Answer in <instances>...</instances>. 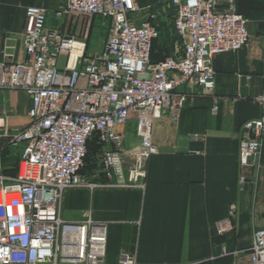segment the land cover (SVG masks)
I'll list each match as a JSON object with an SVG mask.
<instances>
[{
    "label": "built area",
    "instance_id": "2783aa9c",
    "mask_svg": "<svg viewBox=\"0 0 264 264\" xmlns=\"http://www.w3.org/2000/svg\"><path fill=\"white\" fill-rule=\"evenodd\" d=\"M166 8L173 10L179 40L158 61L152 59L157 16L143 20L136 0H65L53 11L108 20L103 49L90 57L86 40L47 27L49 9H25L26 59L0 62V91H21L30 101L23 128L0 113V159L6 145L21 148L19 174L0 177V264H106V227L91 219L65 221V192L144 187L147 161L159 153L155 123L167 112L178 120L189 97L185 90L214 92V58L237 53L250 41L237 0H169ZM259 103L264 110V96ZM131 121L139 143L130 148L121 129ZM94 139L102 148L98 182L82 173ZM238 158L242 169L264 159V114L244 124ZM240 181H247L245 174ZM236 214L233 204L230 219ZM226 224L219 235L233 230ZM239 253L249 255V264H264V228L254 230ZM119 264L138 263L123 253Z\"/></svg>",
    "mask_w": 264,
    "mask_h": 264
},
{
    "label": "crops",
    "instance_id": "0c3cea01",
    "mask_svg": "<svg viewBox=\"0 0 264 264\" xmlns=\"http://www.w3.org/2000/svg\"><path fill=\"white\" fill-rule=\"evenodd\" d=\"M167 1L136 0L144 10L143 20L157 16L160 35L154 50L163 44L167 30H174L173 10L163 9ZM64 3L0 0V62L26 59L27 7H45L54 14ZM237 5L248 20L249 43L237 53L214 58V92L185 90L189 97L178 120L167 112L155 123L153 142L159 153L147 161L144 187L65 192L61 210L65 221L91 219L106 227V264H119L123 253L135 255L138 264H227L223 249L247 248L253 231L264 228V159L254 168L242 169L238 158L244 124L264 114L259 103L264 96V0H237ZM47 27L53 29L48 22ZM8 93L16 110L11 125L23 128L28 124L29 98L21 91ZM121 132L127 147L139 143L135 121ZM242 174L245 183L240 181ZM85 176L91 182L103 178L100 168ZM233 204L237 214L230 219ZM228 221L233 230L219 235L218 228ZM232 257L249 264L247 253Z\"/></svg>",
    "mask_w": 264,
    "mask_h": 264
},
{
    "label": "rangeland",
    "instance_id": "374dc122",
    "mask_svg": "<svg viewBox=\"0 0 264 264\" xmlns=\"http://www.w3.org/2000/svg\"><path fill=\"white\" fill-rule=\"evenodd\" d=\"M54 11V10H53ZM48 25L69 37L76 40H86V56L90 57L103 49L105 39L109 30V22L100 17H90L85 15L71 14L64 17H57L55 14L48 15ZM163 53L168 54L163 45H156L153 52V60L159 59ZM10 94L6 91H0V113L6 112L13 118L16 116V110L11 105ZM11 120V119H10ZM102 148L96 140H93L89 147V152L85 160V167L82 173L88 174L91 171L98 172L100 168ZM21 162V148L6 145L1 151L0 159V177L13 178L19 174ZM234 233V231H232ZM238 251L223 249L227 264H245V259H236L232 257Z\"/></svg>",
    "mask_w": 264,
    "mask_h": 264
},
{
    "label": "trees",
    "instance_id": "16d2710c",
    "mask_svg": "<svg viewBox=\"0 0 264 264\" xmlns=\"http://www.w3.org/2000/svg\"><path fill=\"white\" fill-rule=\"evenodd\" d=\"M178 40H179V37L177 36V34L175 33V31L170 29V30H167V32L165 33L164 42H163L162 45L170 53L171 49L174 47V44ZM167 55H169V54H167ZM94 140H96V139H94ZM91 142H90V144H91ZM90 144H89V147H90Z\"/></svg>",
    "mask_w": 264,
    "mask_h": 264
},
{
    "label": "bare ground",
    "instance_id": "6f19581e",
    "mask_svg": "<svg viewBox=\"0 0 264 264\" xmlns=\"http://www.w3.org/2000/svg\"><path fill=\"white\" fill-rule=\"evenodd\" d=\"M2 200V193L0 192V201Z\"/></svg>",
    "mask_w": 264,
    "mask_h": 264
}]
</instances>
